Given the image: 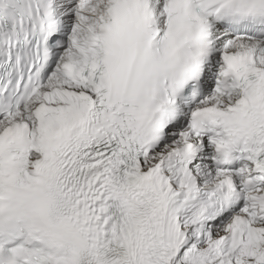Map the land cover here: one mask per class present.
Returning a JSON list of instances; mask_svg holds the SVG:
<instances>
[{
	"label": "snow or ice",
	"instance_id": "obj_1",
	"mask_svg": "<svg viewBox=\"0 0 264 264\" xmlns=\"http://www.w3.org/2000/svg\"><path fill=\"white\" fill-rule=\"evenodd\" d=\"M41 183L11 264H264V0H0V208Z\"/></svg>",
	"mask_w": 264,
	"mask_h": 264
},
{
	"label": "clouds",
	"instance_id": "obj_2",
	"mask_svg": "<svg viewBox=\"0 0 264 264\" xmlns=\"http://www.w3.org/2000/svg\"><path fill=\"white\" fill-rule=\"evenodd\" d=\"M49 203L50 197L43 183L33 185L31 189L19 192L5 201L0 208V240L10 238L18 230L22 217L28 216L36 222H43L45 217L41 210ZM63 235L66 240H73L75 232L66 228ZM14 259L8 247L0 243V264H11Z\"/></svg>",
	"mask_w": 264,
	"mask_h": 264
}]
</instances>
